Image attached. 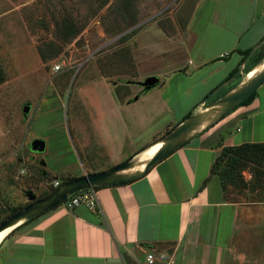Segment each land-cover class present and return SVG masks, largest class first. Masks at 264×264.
Instances as JSON below:
<instances>
[{
    "label": "crops",
    "instance_id": "obj_1",
    "mask_svg": "<svg viewBox=\"0 0 264 264\" xmlns=\"http://www.w3.org/2000/svg\"><path fill=\"white\" fill-rule=\"evenodd\" d=\"M190 4L197 11L185 29L175 36L161 29L171 42L179 40L182 51L180 63L150 72L160 80V93L153 92L156 87L135 101L113 98L115 110L136 111L135 127L159 124L128 160L158 147L162 136L209 106L204 100L216 88L239 78L240 84L259 52L244 64L245 54L264 39V0H186ZM156 47H147L154 59L170 54H159ZM173 85L179 89L170 93ZM263 143L264 85L253 101L197 134L145 176L97 189L96 210L61 205L11 230L0 242V264H130L141 257L146 264L147 253L169 256L171 264H247L251 232L264 230V199L250 190L239 194L230 185L235 179L224 185L221 170L212 174V168L225 148ZM243 175L246 181L252 177Z\"/></svg>",
    "mask_w": 264,
    "mask_h": 264
},
{
    "label": "rangeland",
    "instance_id": "obj_2",
    "mask_svg": "<svg viewBox=\"0 0 264 264\" xmlns=\"http://www.w3.org/2000/svg\"><path fill=\"white\" fill-rule=\"evenodd\" d=\"M195 11L186 0H0V224L32 204L28 191L42 199L55 183L61 187L109 171L151 138L146 133L159 124L135 127L136 111L115 110L113 98L135 101L153 91L139 85L151 71L180 63L179 40L168 37L185 29ZM153 44L159 54H170L154 59L147 50ZM258 56L264 60L263 49ZM257 61L245 79L264 69ZM133 77L139 82L130 83ZM240 80L218 91L208 105ZM177 89L173 85L170 93ZM121 116L129 123L123 125ZM35 139L46 141L45 153L30 150ZM244 172L252 176L247 181ZM233 179L234 191L250 190L264 199V155L249 160L228 182ZM249 241L247 264H264V230L251 232ZM155 258V264H171L169 256L155 253ZM139 259L129 263L143 264Z\"/></svg>",
    "mask_w": 264,
    "mask_h": 264
},
{
    "label": "water",
    "instance_id": "obj_3",
    "mask_svg": "<svg viewBox=\"0 0 264 264\" xmlns=\"http://www.w3.org/2000/svg\"><path fill=\"white\" fill-rule=\"evenodd\" d=\"M262 49L264 50V39L256 50L248 54L244 64ZM262 62L264 63V60ZM239 75H241V70L236 74V77ZM159 82V78L153 76L139 82V85H141L145 91L149 92L156 88L159 85ZM263 85L264 69L250 79H243L237 88L233 89L222 99L210 104L204 110L187 117L180 125L172 129L160 140V142H162L161 147L157 150L154 156L144 164L143 169L140 171H133L141 164V162L137 160V155L126 163L116 166L109 171L76 178L62 185L55 192L42 199H37V195L31 190L28 191L26 194L32 204L5 219L0 224V233L10 228L13 230L19 225L37 218L53 208L61 206L69 197L81 191L117 185L127 181H134L145 176L151 168L187 144L197 134L206 128L212 127L237 109L248 98L258 92ZM221 89L222 87H219L209 94V96L205 98L204 104L212 99V97ZM137 99L138 98H136V100ZM23 112L25 115H28L30 112V106H25ZM30 150L33 153L43 154L47 150V143L43 139H35L30 144ZM40 164L43 167L47 166L44 160H41ZM44 175H46V173H44Z\"/></svg>",
    "mask_w": 264,
    "mask_h": 264
},
{
    "label": "trees",
    "instance_id": "obj_4",
    "mask_svg": "<svg viewBox=\"0 0 264 264\" xmlns=\"http://www.w3.org/2000/svg\"><path fill=\"white\" fill-rule=\"evenodd\" d=\"M260 52L261 51H259L254 56L255 62L257 61L256 58L258 59V57H259L258 55ZM248 54H249V52L245 54V57ZM262 60H263V57L259 58V61H257L255 66L260 64L262 62ZM2 81H3V76H2V73L0 72V82H2ZM256 95H257V92L255 94H253L250 98H248L240 106L246 105V104L250 103L251 101H253V99H255ZM262 155H264V143L263 144H246V145H242L239 147L225 148L223 150L222 155L218 158L217 162L213 166L212 174H217V173H219V170H221L222 174L220 176L223 179V184L225 185L230 180L231 175L232 174L235 175L236 171L241 170L242 167H244V165L246 163H248L249 160L254 159L256 157L261 158ZM131 182L132 181H127V182H123V183H120L117 185L128 184ZM58 188H55V190H53V192H55ZM96 189H100V188H96ZM20 210H22V209L16 210L15 213L20 211ZM35 219L36 218L31 219L25 223H28V222L33 221Z\"/></svg>",
    "mask_w": 264,
    "mask_h": 264
},
{
    "label": "built area",
    "instance_id": "obj_5",
    "mask_svg": "<svg viewBox=\"0 0 264 264\" xmlns=\"http://www.w3.org/2000/svg\"><path fill=\"white\" fill-rule=\"evenodd\" d=\"M54 187L58 188L59 183H55ZM62 205L66 206L69 209H73L83 205L91 210H96L99 206L98 191L96 188L81 191L69 197ZM155 261H156L155 254L147 253L146 256L147 264H155Z\"/></svg>",
    "mask_w": 264,
    "mask_h": 264
},
{
    "label": "bare ground",
    "instance_id": "obj_6",
    "mask_svg": "<svg viewBox=\"0 0 264 264\" xmlns=\"http://www.w3.org/2000/svg\"><path fill=\"white\" fill-rule=\"evenodd\" d=\"M263 68H264V63L262 64ZM260 70V69H259ZM257 73V72H256ZM255 73V74H256ZM248 77V76H247ZM162 142H158L157 146L155 148L149 149L144 151L143 153H141L140 155L137 156V160H139L141 162L140 166H137L133 171H140L143 169L144 164L149 161L154 154L157 152V150L161 147ZM12 230V228L7 229L5 231H3L2 233H0V242L4 239V237Z\"/></svg>",
    "mask_w": 264,
    "mask_h": 264
}]
</instances>
